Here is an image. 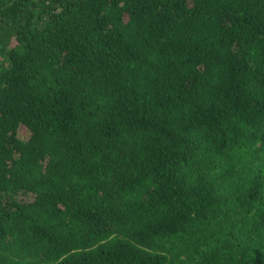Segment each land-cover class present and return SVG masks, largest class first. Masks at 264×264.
<instances>
[{
	"label": "trees",
	"instance_id": "trees-1",
	"mask_svg": "<svg viewBox=\"0 0 264 264\" xmlns=\"http://www.w3.org/2000/svg\"><path fill=\"white\" fill-rule=\"evenodd\" d=\"M0 264H264V0H0Z\"/></svg>",
	"mask_w": 264,
	"mask_h": 264
}]
</instances>
